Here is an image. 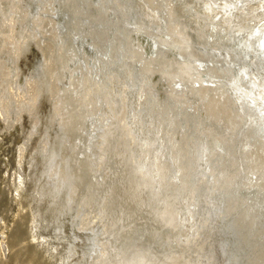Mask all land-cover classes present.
Segmentation results:
<instances>
[{
    "label": "rangeland",
    "instance_id": "374dc122",
    "mask_svg": "<svg viewBox=\"0 0 264 264\" xmlns=\"http://www.w3.org/2000/svg\"><path fill=\"white\" fill-rule=\"evenodd\" d=\"M262 38L264 0H0V264H264Z\"/></svg>",
    "mask_w": 264,
    "mask_h": 264
},
{
    "label": "bare ground",
    "instance_id": "6f19581e",
    "mask_svg": "<svg viewBox=\"0 0 264 264\" xmlns=\"http://www.w3.org/2000/svg\"><path fill=\"white\" fill-rule=\"evenodd\" d=\"M73 3H74V2H73ZM71 6H72V4H71ZM72 8H73V7H72ZM72 10H73V9H72ZM75 14H76V13H75ZM72 15H74V14H72ZM72 17H74V16H72ZM75 18H76V17H75ZM22 19H23V17H22ZM86 21H87V20H86ZM21 22H22V21H21ZM76 23H77V21H76ZM23 24H24V23H22V25H23ZM75 25H76V24H75ZM75 28H76V27H75ZM75 30H76V29H75ZM179 33L182 34V35H180V36H183V34H184V33H181V32H179ZM179 33H178V35H179ZM17 34H18V33H17ZM24 34H25V33H24ZM21 35H22V34H21ZM175 35H176V34H175ZM178 35H177V36H178ZM184 35H185V34H184ZM187 35H188V34H187ZM140 36H141V34H140ZM25 37H26V36H25ZM81 37H82V35H81ZM85 37H88V36L85 35ZM85 37H84V39H85ZM142 37H143V35H142ZM185 37H187V36H185ZM19 38H20V37H19ZM187 38H188V37H187ZM187 38L185 39L186 41H188ZM190 38H191V37H190ZM182 39H183V37H182ZM262 40H263V41H262ZM177 41H178V40H177ZM183 41H184V40H183ZM183 41H182V42H183ZM261 41L264 42V38H262ZM148 42H149V40H148ZM171 42H172V41H171ZM182 42H181V43H182ZM44 43H45V42H44ZM46 43H47V42H46ZM173 43H174V41H173ZM191 43H192V42H191ZM179 44H180V43H179ZM179 44H178V45H179ZM148 45H149V44H148ZM181 45H182V44H181ZM181 45H180V46H181ZM183 45H184V44H183ZM40 46H41V45H40ZM44 46H45V45H44ZM73 46H74V45H73ZM187 46H188V45H187ZM152 47H153V46H152ZM38 48H39V47H38ZM16 49H17V47H16ZM45 49H46V48H45ZM75 49H76V48H75ZM182 49H183V48H182ZM185 49H186V48H185ZM151 50H152V49H151ZM43 51H44V50H43ZM149 51H150V50H149ZM184 51H185V50H184ZM12 52H13V51H12ZM41 52H42V51H41ZM10 53H11V52H10ZM17 53H18V52H17ZM95 53H96V52H95ZM41 54H42V53H41ZM16 55H17V54H16ZM5 56H7V55H5ZM43 56H44V55H43ZM196 56H197V55H196ZM13 57H14V56H13ZM17 57H18V56H17ZM19 57H20V56H19ZM21 57H22V56H21ZM23 57H24V56H23ZM92 57H93V56H92ZM194 57H195V56H194ZM198 57H199V56H198ZM24 58H25V57H24ZM27 58H28V57H27ZM8 59H9V58H8ZM196 59H197V57H196ZM10 60H11V59H10ZM16 60H17V59H16ZM158 60H159V59H157V61H158ZM21 61H22V60H21ZM159 61H160V60H159ZM164 61H166V60H164V58H163V60H162L163 64H164ZM171 61H172V60H171ZM7 62H8V61H7ZM27 62H28V61H27ZM27 62H25V63H27ZM146 62H147V61H146ZM146 62H145V63H146ZM166 62L169 63L168 61H166ZM180 62H181V60H180ZM203 62H204V61H203ZM203 62H202V63H203ZM147 63H148V62H147ZM147 63H146V64H147ZM150 63H152V62H150ZM167 63H166V64H167ZM173 63H174V62H173ZM182 63H183V62H182ZM20 64H21V63H20ZM35 64H36V63H35ZM152 64H153V63H152ZM169 64H170V63H169ZM171 64H172V63H171ZM177 64H179L178 60H177ZM23 65H25V64H23ZM33 65H34V64H33ZM67 65H68V64H67ZM147 65H148V64H147ZM153 65H155V63H154ZM180 65H181V64H180ZM196 65H197V64H196ZM161 66H163V65H161ZM166 66H167V68H168V65H166ZM183 66L185 67V65H183ZM198 66H199V65H198ZM198 66H197V68H198ZM200 66H201V65H200ZM143 67H144V65H143ZM150 67H151V65H150ZM178 67H179V66H178ZM184 67H183V69H184ZM32 68H33V67H32ZM148 68H149V65H148ZM180 68H181V67H179L178 69L180 70ZM185 68H186V67H185ZM214 68H215V67H214ZM100 69H101V68H100ZM145 69H146V67H145ZM150 69H152V67H151ZM195 69H196V66H195ZM212 69H213V68H212ZM176 70H177V69H176ZM179 70H177V71L180 73ZM181 70H182V69H181ZM198 70L200 71L201 68H199ZM198 70H197V71H198ZM37 71H38V70H37ZM217 71H220V70H217ZM217 71H216V69H215V70H214V73H218ZM40 72H41V71H40ZM76 72H77V71H76ZM80 72H81V71H80ZM113 72H114V71H113ZM117 72H118V71H117ZM165 72H166V71H165ZM168 72H169V71H168ZM168 72H166V73L168 74ZM173 72H175V71H172V73H173ZM181 72H182V71H181ZM185 72H186V74H187V71H185ZM200 72H204V71H200ZM205 72H206V71H205ZM205 72H204V73H205ZM210 72H211V70H210ZM220 72H221V71H220ZM175 73H176V74H174V75H178L177 72H175ZM221 73H222V72H221ZM42 74H43V73H42ZM205 74H206V73H205ZM212 74H213V73H212ZM219 74H220V73H219ZM44 75H45V74H44ZM81 75H82V74H81ZM180 75H181V74H180ZM180 75H179V77H180ZM220 75H221V74H220ZM220 75H219V76H220ZM68 76H69V75H68ZM215 76H216V77H219V76H217V75H215ZM38 77H39V76H38ZM40 77H41V76H40ZM84 77H85V76H84ZM101 77H102V76H101ZM183 77H184V76H183ZM42 78H43V77H42ZM68 78H69V77H68ZM85 78H86V77H85ZM213 78H215V77H213ZM81 79H82V77H81ZM102 79H103V78H102ZM189 79H190V76H189ZM219 79H220V78H219ZM41 80H42V79H41ZM45 80H46V79H45ZM84 80H85V79H84ZM173 80H174V78H173ZM186 80H187V79H186ZM209 80H210V79H209ZM42 81H43V80H42ZM82 81H83V80H82ZM181 81H182V80H181ZM83 82H85V81H83ZM135 82H136V81H135ZM86 83H87V82H86ZM65 84H66V83H65ZM192 84H193V82H192ZM62 85H63V84H62ZM81 85H82V84H81ZM84 85H85V84H84ZM217 85H219V84H217ZM220 85H221V84H220ZM46 86H47V85H45V87H46ZM48 86H49V85H48ZM64 86H65V85H64ZM189 86H190V85H189ZM191 86H192V85H191ZM91 87H92V86H91ZM195 87H196V90H195V88L193 87L195 92H194L193 90H191V89H193V88H190V90H189V87H188V90L190 91V93H192V91H193V94L196 93V91H197V86H195ZM215 87H216V86H215ZM62 88H63V87H62ZM62 88H61V89H62ZM81 88H82V87H81ZM199 88H200V87H198V90H199ZM202 88H203V86H201L200 91L203 90ZM204 88H205V87H204ZM207 88H208V87H206V89H207ZM216 88H217V87H216ZM65 89H66V87H65ZM84 89H85V88H84ZM86 89H87V88H86ZM95 89H96V88H95ZM218 89H221V88H218ZM218 89H217V90L215 89V90H216L215 92H218V91H219ZM45 90H47V88H46ZM188 90L185 91V93H186V92L188 93ZM42 91H43V90H42ZM48 91H49V90H48ZM48 91H47V92H48ZM63 91H64V90H63ZM78 92H79V91H78ZM179 92H180V91H179ZM204 92H205V91H204ZM213 92H214V91H213ZM220 92H221V90L219 91V93H220ZM48 93H49V92H48ZM198 93H199V92H198ZM198 93H197L196 95H199ZM200 93L202 94V91H201ZM205 93H206V92H205ZM222 93H225V92H222ZM40 94H41V92H40ZM193 94H192V95L189 94L190 97L186 96V95H188V94H186V95H185V96H186V99H187V97H188V99H189V98H191V96H192V98H191V101H192V100H193V97H194ZM201 94H200V95H201ZM209 94H210V92L208 91V95H209ZM225 94H226V93H225ZM44 95H45V94H43V96H44ZM46 95H47V94H46ZM81 95H82V94H81ZM179 95H180V94H179ZM196 95H195L194 100L197 102L199 96H197V98H196ZM203 95H204V94H203ZM203 95H201V97L199 98V99L202 98V100H200V101L205 100V99H204L205 97L203 98ZM210 95H211V94H210ZM217 95H220V94H217ZM226 95H227V97H229L228 94H226ZM73 96H74V94H73ZM77 96H78V95H77ZM82 96H83V95H82ZM84 96H85V95H84ZM177 96H178V95H177ZM177 96H176V97H177ZM185 96H184V97H185ZM222 96L226 97V96L223 95V94H222ZM41 97H42V96H41ZM69 97H71V96H69ZM69 97H68V98H69ZM151 97H152V96H151ZM180 97H182V95H181ZM206 97H207V93H206ZM208 97H211V96H208ZM218 97H219V96H218ZM47 98H48V97H47ZM47 98H46V99H47ZM59 98H60V97H59ZM61 98H62V97H61ZM145 98H146V97H145ZM182 98H183V97H182ZM182 98L180 99V101L182 100ZM215 98H216V97H215ZM220 98L225 99V98L221 97V95H220ZM229 98H230V97H229ZM38 99H40V98H38ZM42 99L44 100V97H43ZM46 99H45V100H46ZM91 99H92V97H91ZM146 99H147V98H146ZM210 99H211V98H210ZM45 100H44V101H45ZM83 100H84V99H83ZM89 100H90V99H89ZM149 100H150V99H149ZM194 100H193L191 103L194 104ZM229 100H230V99H229ZM41 101H42V100H41ZM58 101H59V100H58ZM96 101H97V100H96ZM188 101H189V100H188ZM188 101L184 100V102H186V103H187ZM211 101H213V99H212ZM220 101H221V99H220ZM230 101H231V100H230ZM56 102H57V101H56ZM63 102H64V101H63ZM77 102H78V101H77ZM198 102H199V101H198ZM206 102H207V104H208V101H206ZM225 102H226V100H225ZM43 103H44V102H43ZM45 103H47V102L45 101ZM58 103H59V102H58ZM84 103H85V102H84ZM180 103H181V102H180ZM212 103H213V102H212ZM223 103H224V102H223ZM223 103H222V101H221V105H222ZM232 103H234V102H232ZM187 104H189V103H187ZM200 104H202V102H200ZM205 104H206V103H205ZM210 104H211V102L209 101V105H210ZM215 104H216V102H215ZM215 104H214V105H215ZM228 104H229V103H228ZM234 104H235V103H234ZM234 104H233V105H234ZM57 105H58V104H57ZM149 105H150V104H149ZM190 105H192V104H190ZM202 105H203V104H202ZM209 105H208V106H209ZM219 105H220V104H219ZM221 105H220V106H221ZM229 105H230V104H229ZM233 105H232V106H233ZM43 106H45V105H43ZM203 106L205 107V105H203ZM210 106L213 107L212 104H211ZM210 106H209V109H207V108H205V109H207L208 111H211V109L213 110V108L210 109ZM215 106H216V105H215ZM232 106H231V107L228 106V107H229L228 109H231L230 112H231V111H232V112H236V111H233V110H232V108L234 109V107L236 106V104H235L233 107H232ZM206 107H207V106H206ZM221 107H222V106H221ZM86 108H88V107H86ZM214 108H215V107H214ZM235 108H236V107H235ZM51 109H52V108H51ZM157 109H158V108H157ZM216 109H217V107H216ZM218 109H219L220 111H222V113L219 112ZM218 109H217V111L221 114V116H223V112H224V111H227L226 109H223L224 111L221 110V108H220L219 106H218ZM236 109H237V108H236ZM236 109H235V110H236ZM42 110H43V109H42ZM55 110H56V109H55ZM86 110H87V109H86ZM207 110H206V111H207ZM214 110H215V109H214ZM214 110H213V112H214ZM87 111H88V110H87ZM217 111H216V112H217ZM51 112H52V111H51ZM53 112H54V111H53ZM216 112H215V113H216ZM41 113H42V112H41ZM47 113H48V111H47ZM84 113H85V112H84ZM209 113H210V112H209ZM215 113H214V114H215ZM219 113H218V114H219ZM237 113H238V112L234 113V115L236 114V116H234V115H233V116H234V117H237V116L239 117L240 112H239L238 115H237ZM52 114H53V113H52ZM212 114H213V113H212ZM220 114H219V116H217L216 114H215L214 116L209 114V116H210L209 118H211V119H209V121L211 120L210 123H211V122L213 123V121L216 119L215 116H217L218 118H223L222 120L224 121V120H225L224 117H220ZM224 114H225V113H224ZM226 114L228 115V113H226ZM226 114H225V115H226ZM162 115H163V114H162ZM225 115H224V116H225ZM227 115H226V116H227ZM231 115H232V114H231ZM231 115H230V116H231ZM233 116H231V117L233 118ZM52 117H53V115H52ZM89 117H90V115H89ZM212 117H215V119H212ZM231 117H229V118H231ZM238 117H237V118H233V119L231 118V119H232V121H233L234 119H238ZM35 118H36V116H35ZM155 118H156V117H155ZM225 118H226V117H225ZM51 119H52V118H51ZM226 119H228V117H227ZM231 119H228V122H229L230 124L237 123V122H238V124H239V122L241 121L240 119H238V120H240V121L235 120V121H237V122H233V123H231V122H232ZM241 119H242V117H241ZM216 120H217V119H216ZM216 120H215V121H216ZM222 120H221V121H222ZM229 120H230L231 122H230ZM221 121H217V122L219 123V122H221ZM223 121H222V122H223ZM48 122H49V121H48ZM225 122H226V120L224 121V123H222V125L224 124L223 126L219 123L220 126H221V127L226 126V127H227V130H230V131H228V132L233 133V132H232V131H233L232 128L235 129V128H236V126H235L236 124H235V125L233 124V126H235V127H232V126H231V127H232V128H231V127L229 126V124H227V122H226V124L228 125V126H227V125L225 124ZM89 123H90V122H89ZM241 123H242V122H241ZM241 123H240V125H241ZM27 124H28V123H27ZM47 124H48V123H47ZM90 124H91V123H90ZM238 124H237V126H238ZM40 125H41V124H40ZM94 125H95V124H94ZM214 125H215V124H214ZM27 126H28V125H27ZM159 126H160V125H159ZM19 127H20V126H19ZM89 127H90V126H89ZM228 127H230L231 129H229ZM27 128H28V127H27ZM27 128H26V129H27ZM38 128H40V127H38ZM43 128H44V127H43ZM162 128H163V127H162ZM237 128H238V127H237ZM90 129H91V128H90ZM223 129H224V128H223ZM88 130H89V129H88ZM162 130H163V129H162ZM225 130H226V129H225ZM227 130H226V131H227ZM20 131H21V130H20ZM226 131H225V132H226ZM234 131H236V130H234ZM237 131H238V130H237ZM42 132H43V131H42ZM78 132H79V131H78ZM38 133H39V132H38ZM54 133H55V132H54ZM54 133H53V134H54ZM91 133H92V132H91ZM183 133H184V132H183ZM231 133H229V134H230L231 136H233ZM237 133H238V132H237ZM246 133H247V132H246ZM248 133H249V132H248ZM42 134H43V133H42ZM98 134H99V133H98ZM229 134H225V136L227 135V138H228V137H229V136H228ZM242 134H243V132H242ZM12 135H13V134H12ZM47 135H48V134H47ZM234 135H235V134H234ZM250 135H251V133H250ZM87 136H88V135H87ZM94 136H95V135H94ZM236 136H237V135H236ZM243 136H244V135H243ZM254 136L257 137L256 135H254ZM259 136H260V135H259ZM45 137H46V135H45ZM47 137H48V136H47ZM97 137H98V135H97ZM97 137H96V138H97ZM168 137H169V136H168ZM223 137H224V136H223ZM244 137L246 138V135H245ZM65 138H66V137H65ZM103 138H104V137H103ZM162 138H163V137H162ZM171 138H172V136H171ZM183 138H184V137H183ZM183 138H182V139H183ZM212 138H213V137H212ZM224 138H225V137H224ZM253 138H254V137H253ZM36 139H37V138H36ZM66 139H67V138H66ZM68 139H69V138H68ZM94 139H95V138H94ZM165 139H166V138H165ZM186 139H187V138H186ZM213 139H214V138H213ZM225 139H226V138H225ZM233 139H234V138H232L231 140L233 141ZM250 139H251V138H250ZM254 139H257V138H254ZM254 139H253V140H254ZM258 139H259V138H258ZM258 139H257V140H258ZM262 139H263V138H262ZM262 139H261V140H262ZM10 140H11V139H10ZM95 140H96V139H95ZM98 140H101V139L99 138ZM211 140H212V139H211ZM214 140H216V139H214ZM259 140H260V139H259ZM8 141H9V140H8ZM80 141H81V140H80ZM101 141H102V140H101ZM263 141H264V140H263ZM263 141H262V142H263ZM15 142H16V141H15ZM19 142H20V141H19ZM21 142H22V141H21ZM21 142H20V143H21ZM43 142H44V141H43ZM63 142H64V141H63ZM65 142H66V140H65ZM70 142H71V141H70ZM90 142H91V141H90ZM90 142H89V143H90ZM229 142H230V141H229ZM233 142H234V141H233ZM235 142H237V141H235ZM258 142H259V141H258ZM258 142H257V143H258ZM262 142H261V143H262ZM17 143H18V142H17ZM71 143H72V142H71ZM74 143H75V141H74ZM91 143H93V142H91ZM174 143H175V142H174ZM178 143H179V142H178ZM211 143H214V141L211 142ZM215 143H216V142H215ZM215 143H214V144H215ZM231 143H232V142H231ZM231 143H230V144H231ZM245 143H246V142H245ZM257 143H256V144H257ZM11 144H12V143H11ZM18 144H19V143H18ZM32 144H33V143H32ZM53 144H54V141H53ZM59 144H60V142H59ZM246 144H247V143H246ZM251 144H254V146H255L254 141H253V143L251 142ZM262 144H263V143H262ZM33 145H34V144H33ZM82 145H83V144H82ZM173 145H174V144H173ZM179 145H180V143H179ZM179 145H178V146H179ZM212 145H213V144H212ZM234 145H235V143H234ZM237 145H238V143H237ZM237 145H236V146H237ZM243 145H244V144H243ZM20 146H21V145H20ZM57 146H58V144H57ZM57 146H56V147H57ZM61 146H62V145H61ZM78 146H79V144H78ZM213 146H214V145H213ZM251 146H252V145H251ZM257 146H258V145H257ZM32 147H33V146H32ZM35 147H36V145H35ZM40 147H42V145H41ZM52 147H53V146H52ZM56 147H55V148H56ZM59 147H60V146H59ZM93 147H94V145H93ZM93 147H92V148H93ZM187 147H188V146H187ZM187 147H186V148H187ZM215 147H216V145H215ZM244 147H245V146H244ZM244 147H243V148H244ZM9 148H10V147H9ZM218 148H219V147H218ZM233 148L235 149L234 146H233ZM237 148H239V147L237 146ZM252 148H255V147H252ZM256 148H258V147H256ZM26 149H27V148H26ZM44 149L47 150V146H45ZM58 149H59V148H58ZM84 149H85V147H84ZM220 149H221V148H220ZM239 149H240V148H239ZM244 149H245V150H244L243 152L246 153L247 148L245 147ZM258 149H260V148H258ZM262 149H263V148H262ZM262 149H260V151H258V152H262ZM17 150H19V148H18ZM52 150H54V149L52 148ZM52 150L50 151L51 153H53ZM55 150H56V149H55ZM55 150H54V151H55ZM59 150H60V149H59ZM61 150H62V149H61ZM61 150H60V151H61ZM74 150H75V149H74ZM221 150H222V149H221ZM236 150L238 151V149H236ZM255 150H256V149H255ZM15 151H16V150H15ZM29 151H30V150H29ZM29 151H27V152L29 153ZM92 151H93V149H92ZM92 151H91V152H92ZM241 151H242V150H241ZM256 151H257V150H256ZM18 152H19V151H18ZM21 152H22V151H21ZM39 152H40V151H39ZM57 152H58V151H57ZM57 152H56V153H57ZM89 152H90V151H89ZM93 152H94V151H93ZM243 152H242V154H243ZM247 152H248V151H247ZM263 152H264V149H263ZM32 153H33V152H32ZM51 153H49V154H50V158H51ZM173 153H174V154H177V149H176L175 152L173 151ZM249 153H250V152H249ZM14 154H15V153H14ZM18 154H19V153H18ZM21 154H22V153H21ZM25 154H27V153L25 152ZM36 154H37V153H36ZM36 154H35V155H36ZM49 154H48V155H49ZM242 154H241V155H242ZM250 154H251V153H250ZM260 154H261V153H260ZM39 155H40V154H39ZM177 155H178V154H177ZM179 155H180V154H179ZM251 155H252V154H251ZM251 155H250L249 157H251ZM253 155H254V152H253ZM253 155H252V156H253ZM261 155H262V154H261ZM13 156H14V155H13ZM56 156H57V155H56ZM93 156H94V155H93ZM175 156H176V155H175ZM244 156H245V154H244ZM257 156H258V157L260 156L259 153L257 154ZM257 156H255L256 158L253 157V158L256 159V161H257ZM262 156L264 157V153H263ZM262 156H260L261 159H262ZM15 157H16V156H15ZM39 157H40V156H39ZM53 157H54V156H53ZM59 157H60V156H59ZM84 157H85V156H84ZM173 157H174V156H173ZM176 157H177V156H176ZM176 157H175V158H176ZM180 157H182V156H180ZM246 157H247V156H246ZM13 158H14V157H13ZM13 158H12V159H13ZM28 158H29V157H28ZM28 158H27V159H28ZM35 158H36V157H35ZM50 158H49V159H50ZM55 158H56V157H55ZM94 158H95V156H94ZM241 158H242V157H241ZM17 159H18V157H17ZM27 159H26V161H27ZM40 159H41V158H40ZM49 159H47V160H49ZM78 159H79V158H78ZM261 159H260V160H261ZM10 160H11V159H10ZM19 160H21L20 157H19ZM57 160L60 161L59 159H57ZM244 160H245V159H244ZM251 160H252V159H251ZM258 160H259V159H258ZM260 160H259V161H260ZM14 161H15V160H14ZM17 161H18V160H17ZM30 161H31V160H30ZM34 161H35V160H34ZM41 161H42V160H41ZM78 161H79V160H78ZM183 161H184V159H183ZM245 161H246V160H245ZM252 161H253V160H252ZM246 162L249 163L248 158H247V161H246ZM24 163H25V162H24ZM30 163H31V162H30ZM53 163H54V162H53ZM55 163H56V162H55ZM64 163H65V162H64ZM174 163H175V162H174ZM183 163H184V162H183ZM228 163H229V162H228ZM258 163L260 164V162H257V164H258ZM8 164H9V163H8ZM13 164H14V163H13ZM17 164H18V163H17ZM27 164H28V162H27ZM46 164H47V163H46ZM62 164H63V163H61V165H62ZM232 164H234V163H232ZM232 164H231V165H232ZM238 164H239V163H238ZM250 164H251V163H250ZM253 164H254V162H253ZM253 164H252V167H253ZM257 164H255V165H257ZM15 165H16V164H15ZM24 165H25V164H24ZM223 165H225V163H224ZM226 165H227V164H226ZM234 165L236 166V164H234ZM255 165H254V167H255ZM13 166H14V165H13ZM40 166H41V164H40ZM114 166H115V164H114ZM114 166H113V167H114ZM175 166H177V165L175 164ZM235 166H233V167H235ZM237 166H238V165H237ZM26 167H27V166H26ZM50 167H51V166H50ZM66 167H67V166H66ZM254 167H253V169H254ZM256 167H257V166H256ZM259 167H262V166L259 165ZM13 168H14V167H13ZM28 168H29V167H28ZM37 168H38V167H37ZM46 168H48V167H46ZM46 168H45V169H46ZM119 168H120V167H119ZM185 168H186V167H185ZM226 168H227V167L225 166V167H224V170H223V169H222V170H223V171H228V172H229V171L232 169V166H231V169H230V170H227ZM229 168H230V167H228V169H229ZM257 168H258V167H257ZM11 169H12V168H11ZM20 169H22V168H20ZM43 169H44V168H43ZM54 169H55V168H54ZM158 169L161 170V168H158ZM233 169L237 171V169H235V168H233ZM263 169H264V168H263ZM183 170H184V169H183ZM260 170H262V169L260 168ZM260 170H259V172H260ZM57 171H58V170H57ZM231 171H233V170H231ZM44 172H46V170H45ZM44 172H43V173H44ZM122 172H123V171H122ZM162 172H163V168H162ZM220 172H221V171H220ZM256 172L258 173L257 170H256ZM263 172H264V171H263ZM13 173H14V172H13ZM22 173H23V172H22ZM33 173H34V172H33ZM222 173H224V172H221V174H222ZM231 173H232V172H231ZM231 173H230V174H231ZM236 173H237V172H236ZM238 173H239V172H238ZM27 174H28V172H27ZM35 174H36V173H35ZM37 174H38V173H37ZM60 174H61V173H60ZM183 174H184V173H183ZM218 174H220V173H218ZM227 174H229V173H227ZM258 174H259V173H258ZM16 175H17V174H16ZM39 175H40V172H39ZM47 175H48V174H47ZM58 175H59V174H58ZM62 175H63V174H62ZM10 176H11V174H10ZM17 176H18V175H17ZM44 176H45V175H44ZM56 176H57V174H56ZM71 176H72V175H71ZM184 176H185V175H184ZM217 176H218V175H217ZM260 176L262 177L263 174H262V175L260 174ZM23 177H24V176H23ZM35 177H36V176H35ZM39 177H40V176H39ZM61 177H62V176H61ZM64 177H65V176H64ZM67 177H68V176H67ZM182 177H183V176H182ZM218 177H219V176H218ZM220 177H221V176H220ZM233 177H237V176H233ZM240 177H241V176H240ZM20 178H21V177H20ZM48 178H49V177H48ZM48 178H47V179H48ZM59 178H60V177H59ZM163 178H164V177H163ZM241 178H242V177H241ZM263 178H264V177H263ZM28 179H29V178H28ZM55 179H56V178H55ZM70 179H71V178H70ZM184 179H185V178H184ZM187 179H188V178H187ZM190 179H191V178H190ZM220 179H222V177H221ZM223 179H224V178H223ZM235 179H236V178H235ZM249 179H250V178H249ZM44 180H45V179H44ZM66 180H68V179H66ZM96 180H97V179H96ZM225 180H226V179H225ZM228 180L230 181V179H228ZM3 181H4V180H3ZM53 181H54V180H53ZM64 181H65V178H62L61 181L58 179V181H57L58 184H59L58 186H59V189H60V190L65 186V184H64L65 182H64ZM226 181H227V180H226ZM226 181H225V182H226ZM229 181H228V184H229V183L231 184V181H230V182H229ZM39 182H40V181H39ZM43 182H44V181H43ZM68 182H70V181H68ZM175 182H176V181H175ZM175 182H174V183H175ZM181 182H182V181H181ZM225 182H224V183H225ZM31 183H32V182H31ZM46 183H47V182H46ZM48 183H49V182H48ZM184 183H186V182H184ZM17 184H18V183H17ZM43 184H45V183H42V186H43ZM51 184H52V183H51ZM56 185H57V184H56ZM187 185H188V184H187ZM223 185H224V184H223ZM30 186H31V185H30ZM39 186H41V185H39ZM145 186H146V185H145ZM145 186H144V187H145ZM219 186H220V185H219ZM225 186H227V184H225ZM49 187H50V186H49ZM49 187H48V188H49ZM55 187H56V186H55ZM146 187H147V186H146ZM229 187H230V186H229ZM254 187H257V186L255 185ZM41 188H42V187H41ZM41 188H39L38 190H40ZM51 188H53V187H51ZM66 188H67V187H66ZM180 188H181V187H180ZM218 188H219V187H218ZM49 189H50V188H49ZM49 189H48V190H49ZM147 189H148V188H147ZM215 189H216V188H215ZM245 189H246V188H245ZM248 189H249V188H248ZM252 189H253V188H252ZM257 189H258V188H256V190H257ZM259 189H260V187H259ZM0 190H2V189H0ZM31 190H32V189H31ZM56 190L58 191V188H57ZM65 190H66V189H65ZM65 190H64V191H65ZM148 190H149V189H148ZM45 191L47 192L46 189H45ZM50 191H51V190H50ZM50 191H48V192H50ZM242 191H244V189H243ZM242 191H241V192H242ZM249 191H250V189H249ZM258 191H260V190H258ZM46 192H45V194H46ZM75 192H76V191H75ZM244 192H246V190H245ZM244 192H243V195H244ZM251 192H252V191H251ZM251 192H250V193H251ZM261 192H262V191H261ZM0 193H1V192H0ZM30 193H31V191H30ZM53 193H54V192H53V189H52V193H50V195L53 194ZM143 193H144V191L142 192V195H143ZM246 193H248V192H246ZM5 194H6V193H5ZM32 194H33V192H32ZM45 194H44V195H45ZM57 194H58V193H57ZM180 194H181V193H180ZM261 194H262V193H261ZM261 194H260V195H261ZM1 195H2V194H1ZM50 195H49V196H50ZM65 195H66V194H65ZM257 195H258V194H257ZM262 195H263V194H262ZM3 196H5V195H2V197H3ZM15 196H16V195H15ZM28 196H29V195H28ZM46 196H47V195H46ZM46 196H45V197H46ZM51 196H52V195H51ZM51 196H50V197H51ZM59 196H60V195H59ZM66 196H67V195H66ZM244 196H245V195H244ZM30 197H31V196H30ZM57 197H58V196H57ZM144 197H145V196H144ZM250 197H251V194H250ZM263 197H264V196H263ZM31 198H32V197H31ZM52 198L55 199L56 196L51 197V200H52ZM256 198H258V197H256ZM46 199H48V198H46ZM58 199H59V197H58ZM259 199H260V197H259ZM259 199H258V201H260ZM31 200H32V199H31ZM48 200H49V199H48ZM55 200H56V199H55ZM242 200L245 201V200H247V199L242 198ZM261 200H262V199H261ZM8 201H9V200H8ZM41 201H42V200H41ZM44 201H45V200H44ZM53 201H54V200H53ZM65 201H66V200H65ZM68 201H69V200H68ZM143 201H144V200H143ZM79 202H80V201H79ZM81 202H82V201H81ZM176 202H177V201H176ZM238 202L243 203L241 200H238ZM260 202H262V201H260ZM1 203H2V202H1ZM42 203H43V202H42ZM42 203H40V204H42ZM48 203H49V202H48ZM53 203H54V202H53ZM62 203H63V202H62ZM84 203L86 204V203H87V200H85ZM168 203H169V202H168ZM241 203H239V204L241 205ZM244 203H245V202H244ZM263 203H264V202H263ZM263 203H262V204H263ZM3 204H4V203H3ZM3 204H0V206L3 205ZM229 204H230V203H229ZM251 204H252V203H251ZM251 204H250V205H251ZM38 205H39V204H38ZM48 205H49V204H48ZM50 205H52V202L50 203ZM254 205H255V204H254ZM254 205H252V206H254ZM3 206H5V205H3ZM3 206H2V207H3ZM34 206H35V205H34ZM60 206H61V205H60ZM144 206H147V205H144ZM144 206H143V208H144ZM263 206H264V205H263ZM8 207H9V205L7 206V208H8ZM39 207H40V206H39ZM148 207H149V206H148ZM172 207H173V206H172ZM172 207H171V208H172ZM250 207H251V206H250ZM256 207H257L256 210H259L257 204H256ZM256 207H255V208H256ZM0 208H1V207H0ZM11 208H13V207H11ZM42 208H43V207H42ZM42 208H41V210H42ZM143 208H142V209H143ZM145 208H146V207H145ZM145 208H144V209H145ZM8 209H9V208H8ZM35 209H36V208H35ZM49 209H50V207H49ZM49 209H48V210H49ZM63 209H64V207H63ZM146 209H147V208H146ZM166 209H167V207H166ZM248 209H250V208L248 207ZM1 210H2V208H1ZM38 210H39V209H38ZM43 210H44V208H43ZM48 210H46V211H47V214H48ZM68 210H69V209H68ZM254 210H255V209H254ZM256 210H255V211H256ZM263 210H264V208H263ZM263 210H261V212H262ZM5 211H7V209H5ZM75 211H76V210H75ZM144 211H145V210H144ZM168 211H169V210H168ZM170 211H171V210H170ZM246 211H248V210H247V209L244 210V213H247ZM1 212H2V211H1ZM36 212H37V211H36ZM38 212H39V211H38ZM251 212H252V211H251ZM253 212H254V211H253ZM45 213H46V212H45ZM51 213H52V212H51ZM58 213H59V212H58ZM42 214H43V213H42ZM52 214H53V213H52ZM256 214H257V213H256ZM256 214H255V213H252V215L255 216V217H254L255 220H256V216H257ZM258 214H259V212H258ZM262 214H263V215H262ZM262 214H261V215L264 217V213H262ZM36 215H37V213H36ZM38 215H39V213H38ZM44 215H45V214H44ZM54 215H55V214H54ZM54 215H53V216H54ZM165 215H167V214L165 213ZM261 215H260V216H261ZM40 216H41V215H40ZM53 216H50V215H49V217H52V218H53ZM176 216H177V215H176ZM260 216H259V217H260ZM37 217H38V216H37ZM248 217H249V216H247V218H248ZM251 217H252V216H251ZM257 217H258V216H257ZM263 217H261V219H262ZM41 218H42V217H41ZM41 218H40V219H41ZM44 218H45V216H44ZM46 219H47V217H46ZM61 219H62V218H61ZM155 219H156V218H155ZM245 219H246V218H245ZM248 219H249V218H248ZM257 219H258V218H257ZM261 219H259V220H261ZM55 220H56V219H55ZM55 220H54V221H55ZM246 220H247V219H246ZM251 220L254 221L253 219H251ZM251 220L249 219L250 222H251ZM259 220H256V221H259ZM263 220H264V219H262V221H263ZM37 221H38V219H37ZM44 221H45V220H44ZM50 221H51V220H50ZM50 221H49V222H50ZM57 221H58V220H57ZM152 221H154V220H152ZM262 221H259V222H262ZM45 222H46V221H45ZM62 222H63V221H62ZM46 223H47V222H46ZM50 223H51V222H50ZM118 223H119V222H118ZM252 223H254V222H252ZM255 223H256V222H255ZM17 224H18V223H17ZM63 224H64V223H63ZM154 224H155V222H154ZM45 225H46V224H45ZM77 225H78V224H77ZM251 225H253V224H251ZM251 225H249V227H250ZM255 225H258V224H255ZM260 225H261L260 227H261V229H262V227H263L262 225H263V224H260ZM49 226H50V225H49ZM15 227H17V226H15ZM251 227H252V226H251ZM260 227H259V230H260ZM45 228H46V227H45ZM66 228H68V227H66ZM247 229H250V228H247ZM253 229H254V226H253ZM253 229L249 230L250 233H251V231H252ZM255 229H256V226H255ZM263 229H264V228H263ZM263 229H262V230H263ZM18 230L21 231L20 229H18ZM145 230H146V229H145ZM160 230H161V229H160ZM26 231H27V230H26ZM70 231H71V230H70ZM64 232H65V231H64ZM148 232H149V231H148ZM247 232H248V231H247ZM261 232L263 233V231H261ZM261 232H259V231L256 232V230H255V231H254V234L256 233V235H258L257 233H261ZM18 233H19V232H18ZM20 233H21V232H20ZM248 233H249V232H248ZM262 233H261V234H262ZM57 234H58V233H57ZM57 234H56V235H57ZM74 234H75V233H74ZM83 234H84V233H83ZM254 234H252L253 237H254ZM14 235H15V234H14ZM259 235H260V234H259ZM259 235H258V237H259ZM263 235H264V233H263ZM68 236H69V235H68ZM83 236H84V235H83ZM85 236H86V235H85ZM146 236L148 237V233L146 234ZM14 237H15V236H14ZM14 237H13V238H14ZM54 237H55V234H54ZM64 237H65V236H64ZM77 237H78V235H77ZM79 237H80V236H79ZM136 237H137V236H132V239L135 241V240H137ZM152 237H153V236H152ZM154 237H155V235H154ZM258 237H257V238H258ZM263 237H264V236L261 235V238H262V239H263ZM85 238H86V237H85ZM85 238H84V240H85ZM255 238H256V237H255ZM255 238H254V239H255ZM160 239H161V238H160ZM259 239H260V238H259ZM17 240H18V239H17ZM45 240H46V239H45ZM77 240H78V238H77ZM162 240H163V239H162ZM255 240L259 241L258 239H255ZM48 241H49V240H48ZM79 241H80V240H79ZM138 241H139V240H138ZM49 242H51V241H49ZM68 242H69V241H68ZM68 242H67V240H66V243H68ZM84 242H87V240L84 241ZM150 242L152 243L151 240H150ZM261 242H263V241L261 240ZM52 243H53V242H52ZM52 243H51V244H52ZM54 243H55V242H54ZM56 243H58V242H56ZM56 243H55V245H56ZM59 243H60V241H59ZM71 243H73V242H71ZM74 243H75V242H74ZM74 243H73V244H74ZM77 243H78V242H77ZM77 243H76V244H77ZM144 243H145V242H144ZM144 243H143V245H144ZM156 243H157V242H156ZM263 243H264V242H263ZM17 244H20V243H17ZM73 244H72V246H73ZM81 244H82L81 246L85 245V244H83V243H81ZM133 244H134V243H133ZM261 244H262V243H261ZM139 245H140V244H139ZM139 245H138V243H137V246H139ZM148 245H149V244H148ZM198 245H199V244H198ZM258 245H260V243H259ZM258 245H257V246H258ZM2 246H3V245H2ZM5 246H6V245H5ZM59 246H62V245H59ZM64 246H65V248H66V244H65ZM72 246H70V247H72ZM133 246H134V245H133ZM145 246H147V245H145ZM145 246H144V249L147 250V249L145 248ZM151 246H152V244H151ZM260 246L263 247L264 245H263V246L260 245ZM260 246H258V248H259ZM6 247H7V246H6ZM78 247H79V245H78ZM83 247H84V246H83ZM134 247H135V246H134ZM140 247H142V246H140ZM154 247H155V246H153V249H154ZM158 247H160V246L158 245ZM185 247H186V246H185ZM54 248H55V247H54ZM57 248H58V247H57ZM74 248H75V247H74ZM79 248L81 249L82 247H79ZM199 248H200V247H199ZM7 249H8V248H7ZM60 249H61V248H60ZM62 249H64V248L62 247ZM75 249H76V248H75ZM77 249H78V248H77ZM85 249H86V248H85ZM135 249H136V248H135ZM140 249H141V251H142V248H140ZM151 249H152V248H151ZM153 249H152V250H153ZM256 249H257V248H256ZM64 250H65V249H64ZM260 250H261V249H260ZM260 250H259V251H260ZM59 251H60V250H59ZM62 251H63V250H62ZM67 251H68V250H67ZM75 251H76V250H75ZM79 251L81 252L82 250H79ZM133 251H134V249L131 247V245H130L129 247L126 246V247L124 248V250L122 251V255H121V257H122L123 259H122L121 262H124V263H126V264H132V263L134 262V259H135V258H133V257H134V256H133V255H134V252H133ZM147 251H148V250H147ZM149 251H150V250H149ZM153 251H154V250H153ZM156 251H157V250L155 249V253H157ZM259 251H258V252H259ZM262 251H263V250H262ZM262 251H261V252H262ZM151 252H152V251H151ZM64 253H65V252H64ZM64 253H61V252H60L59 254L62 255V254H64ZM67 253H68V252H67ZM74 253H76V252H74ZM88 253H89V252H88ZM141 253H142V252H141ZM16 254H17V253H16ZM21 254H22V253H21ZM69 254H71V253H69ZM152 254H153V253H152ZM152 254L150 255V258L152 257ZM253 254H254V253H253ZM14 255H15V254H14ZM14 255H13V256H14ZM72 255H73V253H72ZM80 255H81V253H80ZM88 255H89V254H88ZM153 255H154V254H153ZM156 255H157V254H156ZM263 255H264V252L262 253L261 256H260V255H259V256L262 257ZM19 256H20V255H19ZM19 256H17V257H19ZM78 256H79V255H78ZM81 256H82V255H81ZM259 256H258V257H259ZM25 257H27V256H25ZM48 257H49V256H48ZM64 257H65V256H64ZM67 257H68V256H67ZM72 257H74V256H72ZM79 257H80V256H79ZM19 258H20V257H19ZM57 258H58V257H57ZM59 258H61V257L59 256ZM59 258H58V260H59ZM92 258H93V256H92ZM13 259H14V258H13ZM65 259H66V258H65ZM68 259H69V258H68ZM80 259H81V258H80ZM144 259H145V258H143V260H144ZM151 259H152V258H151ZM154 259H155V258H154ZM156 259H157V258H156ZM251 259H252V256L250 257V260H251ZM263 259H264V258H263ZM10 260H11V259H10ZM19 260H20V259H19ZM22 260H23V259L21 258L20 261L22 262ZM95 260H96V259H95ZM261 260H262V259H261ZM25 261H26V260H25ZM68 261H69V260H68ZM88 261H89V259H88ZM149 261H150V260H149ZM251 261H253V260H251ZM251 261H250V262H251ZM30 262H31V261H30ZM46 262H47V261H46ZM60 262H61V261H60ZM62 262H63V261H62ZM150 262H151V261H150ZM31 263H32V262H31ZM35 263H36V261H35ZM35 263H33V264H35ZM78 263H79V262H78ZM134 263H135V262H134ZM254 263H255V262H254ZM256 263H257V262H256ZM256 263H255V264H256ZM6 264H19V263L17 262L16 259H14V260H12V262H9V263H6ZM20 264H21V263H20ZM23 264H24V260H23ZM27 264H28V263H27ZM29 264H30V263H29ZM36 264H37V263H36ZM43 264H46V263L44 262ZM59 264H62V263H59ZM66 264H67V263H66ZM68 264H69V263H68ZM148 264H149V263H148ZM150 264H151V263H150ZM249 264H251V263H249ZM257 264H258V263H257Z\"/></svg>",
    "mask_w": 264,
    "mask_h": 264
}]
</instances>
